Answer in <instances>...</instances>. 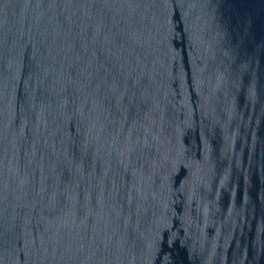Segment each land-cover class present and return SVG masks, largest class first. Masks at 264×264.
<instances>
[{
	"label": "water",
	"instance_id": "water-1",
	"mask_svg": "<svg viewBox=\"0 0 264 264\" xmlns=\"http://www.w3.org/2000/svg\"><path fill=\"white\" fill-rule=\"evenodd\" d=\"M0 264H264V0H0Z\"/></svg>",
	"mask_w": 264,
	"mask_h": 264
}]
</instances>
